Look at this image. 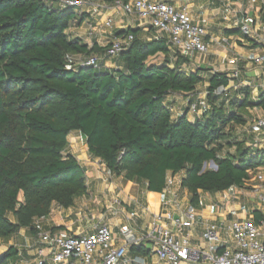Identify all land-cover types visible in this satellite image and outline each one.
I'll return each mask as SVG.
<instances>
[{
    "label": "trees",
    "instance_id": "1",
    "mask_svg": "<svg viewBox=\"0 0 264 264\" xmlns=\"http://www.w3.org/2000/svg\"><path fill=\"white\" fill-rule=\"evenodd\" d=\"M74 9L59 0H0V238L20 228L35 232L34 218L53 204L70 207L87 192L85 168L68 149L74 131L110 175L144 182L148 191L161 192L168 174L182 173L195 206L199 191L240 186L249 169L264 168V148L232 132L246 122L248 107L264 108V90L254 99L248 88L217 93L229 78L208 72L209 108L193 121L185 113L173 117L167 95L194 93L207 70L185 71L188 58L172 52L164 36L143 39L131 27L115 32L133 39L109 58L111 43L88 47L69 36ZM76 54H104L115 64L79 65ZM157 54L161 61L148 60ZM210 161L216 168L203 167ZM129 250L150 253L143 244ZM18 252L9 246L0 264H13Z\"/></svg>",
    "mask_w": 264,
    "mask_h": 264
},
{
    "label": "crops",
    "instance_id": "2",
    "mask_svg": "<svg viewBox=\"0 0 264 264\" xmlns=\"http://www.w3.org/2000/svg\"><path fill=\"white\" fill-rule=\"evenodd\" d=\"M93 1L99 6L96 10L90 5L74 9L75 18L67 29L71 38L79 39L88 47L94 44L99 48H105L106 45L117 39L115 32L118 29L131 27L137 29V35L140 38L154 37L153 28L140 24L133 17L124 14L115 3L104 0ZM164 1L178 9L185 8L194 22L205 27L208 34L206 40L209 36L227 39V43H210L209 53L204 58L196 53L183 54L188 58V61L181 64L185 71L203 68L207 70L202 72L203 76L214 71L226 73L229 78L225 88L228 95L235 93L236 89L248 88L250 98L254 99L260 90H264V65L253 63L248 59L260 53V46L253 41L251 36H245L240 30L242 23H249L258 32H263L264 7L262 5L251 4L247 0L241 3H235L232 0ZM107 19H111L110 26L106 25ZM228 30H233V32H227ZM234 56L238 58L237 65L240 72L238 77L230 78L232 65L228 63V60ZM104 57L103 54L101 59ZM151 58L155 60L153 62H159L163 57L162 54H157L148 60L151 61ZM110 61L114 63L113 60H104L106 67H112L108 64ZM205 93L206 90L202 96H196V92L169 93L165 101L169 104L173 117L185 113L188 120L193 121L195 118H200L204 111L193 113L189 110V105L192 102L199 105L205 103ZM256 108L260 110H256V114L252 115L250 120L249 116L245 115L246 122L243 125L233 126L232 132L239 139H244L247 145L264 148V128L258 129L254 126L255 120L264 116V108L254 106L247 109L251 112ZM251 120L253 123L249 125ZM76 133L79 135L76 131L71 132L68 140L70 141V135ZM68 149L85 168L88 180L87 192L77 197L70 207L64 208L53 204L45 227H60L69 233H88L93 231L94 224L101 219L112 230L114 244L119 246L123 245V233L127 228H130L134 236L138 237L146 231L153 219V214L158 213L162 216L161 221L177 236L186 238L189 245L204 247L202 232L207 224L226 223L234 218L258 220L264 215V203H260L249 192L243 191L233 195L237 192L236 186L219 192L199 191L200 203L197 205L196 222L190 228L178 230L166 218V213L177 217L191 203L188 190L180 184L182 173L168 174L172 178V183L161 192L148 191L144 182L126 181L122 176H112L98 158L92 162L76 155L75 150ZM97 161H100L99 169L94 165ZM114 197L121 200V204L115 207L117 208L116 213L107 210V206ZM131 211H134L136 215L133 219L128 220L126 216ZM90 216H93V219ZM141 244L150 251L148 255L131 253L129 245L126 255L119 264H164L158 261L151 250L150 243L142 242ZM9 246H15L19 251L18 258L13 264H35L37 257L35 232L20 228L8 238H0V254L6 251ZM203 264L208 263L204 262Z\"/></svg>",
    "mask_w": 264,
    "mask_h": 264
},
{
    "label": "built area",
    "instance_id": "3",
    "mask_svg": "<svg viewBox=\"0 0 264 264\" xmlns=\"http://www.w3.org/2000/svg\"><path fill=\"white\" fill-rule=\"evenodd\" d=\"M241 3L244 0H232ZM251 4H260L264 7V0H247ZM60 4L79 8L90 5L94 10L99 7L93 0H59ZM124 14L133 17L140 24L154 29V37L164 36L170 50L174 53H196L204 58L209 53L210 43H227V39H217L208 36L206 29L198 22H194L185 8L178 9L164 0H128L125 3L114 2ZM106 25H111L107 19ZM241 32L251 36L260 46V53L248 59L256 64L264 65V30L258 32L249 23H242ZM133 39L131 34L117 38L105 49V55L115 57L125 49ZM101 58L98 55H74L76 64L83 66H98ZM236 56L230 58L232 65L230 78L239 76L240 69ZM105 66V63H103ZM225 88L219 87L217 93ZM206 94V93H205ZM207 103L192 102L189 110L193 113L204 111ZM255 128H264V116L257 118ZM81 138L82 135L79 134ZM264 168L249 169V177L244 179L242 185L236 186L237 195L243 191L247 182H254L251 195L260 203H264ZM254 173L253 179L250 175ZM86 185L88 180L86 177ZM172 178L167 176V185ZM166 185V186H167ZM121 204L118 197L112 198L107 210L116 213L117 206ZM117 205V206H116ZM177 205V204H175ZM222 208V207H221ZM197 206L191 203L182 210L177 217L166 213L172 225L179 229L190 228L196 222ZM48 215L33 219L32 225L37 238V257L35 264H119L126 255L129 245H140L142 242L151 244V250L159 262L164 264H264V215L258 220L253 218H234L226 223H209L204 227L202 237L204 247L189 245L186 238H180L175 232L161 221V214H153V219L140 236H134L133 231L127 228L123 233V245L116 246L112 230L100 221L93 226L91 232L69 233L61 228L45 227ZM136 213L131 211L126 216L133 219ZM93 219V216H90Z\"/></svg>",
    "mask_w": 264,
    "mask_h": 264
},
{
    "label": "rangeland",
    "instance_id": "4",
    "mask_svg": "<svg viewBox=\"0 0 264 264\" xmlns=\"http://www.w3.org/2000/svg\"><path fill=\"white\" fill-rule=\"evenodd\" d=\"M151 61L153 62V61H155V60H153L152 58H151ZM109 64V66H114V63H112L111 61L108 63ZM209 74V73H208ZM206 76L204 77V79H203V81L200 83V84H198V86H197V89H196V96H202L203 95V92L206 90V85H207V73L205 74ZM221 91V90H220ZM221 92H223V91H221ZM220 93V92H219ZM179 95V94H178ZM240 97H241V94H238ZM178 97H181V96H178ZM200 100V99H199ZM205 100V99H204ZM251 109V108H250ZM256 110H260V109H258V108H256V109H252V111L250 112L249 111V109H247L246 110V112H245V115L246 116H249V120H250V118L252 117V115H255L256 113ZM253 123V121L251 120V123H249V125L250 124H252ZM251 128H253L252 127V125H251ZM69 148L70 149H72V150H75L76 151V155H78V156H80V157H82V158H87V160L89 159V160H91L92 162H94V161H96V159L95 158H91L89 155H88V153H87V149H86V144H85V141H84V138H81L77 133L76 134H72V135H70V141H69ZM81 161H83L82 159H81ZM100 163V161L98 162H95L94 163V165L99 169V164ZM205 167H207V168H214L211 164H210V162H208V163H206V165H205ZM263 172V174H264V170L262 171ZM253 175H254V173H252L251 175H250V177H251V179H253ZM255 183V181L254 182H247L246 184H245V186H244V188H243V191H246V192H249L250 194H251V192H252V185ZM242 191V192H243ZM241 192V193H242Z\"/></svg>",
    "mask_w": 264,
    "mask_h": 264
},
{
    "label": "water",
    "instance_id": "5",
    "mask_svg": "<svg viewBox=\"0 0 264 264\" xmlns=\"http://www.w3.org/2000/svg\"><path fill=\"white\" fill-rule=\"evenodd\" d=\"M210 164L214 167V168H216V166H215V164L213 163V161H210ZM205 163H204V165H203V167H205Z\"/></svg>",
    "mask_w": 264,
    "mask_h": 264
}]
</instances>
